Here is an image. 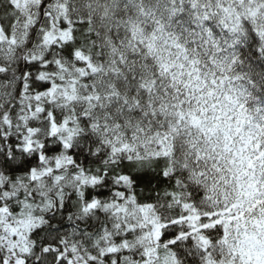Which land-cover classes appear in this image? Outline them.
Returning <instances> with one entry per match:
<instances>
[{
	"label": "snow or ice",
	"instance_id": "6c2138e0",
	"mask_svg": "<svg viewBox=\"0 0 264 264\" xmlns=\"http://www.w3.org/2000/svg\"><path fill=\"white\" fill-rule=\"evenodd\" d=\"M0 264H264V0H0Z\"/></svg>",
	"mask_w": 264,
	"mask_h": 264
}]
</instances>
